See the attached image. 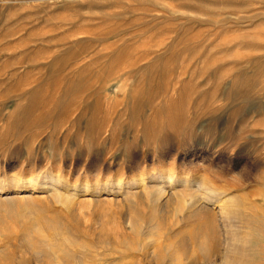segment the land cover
Here are the masks:
<instances>
[{"label": "rangeland", "instance_id": "obj_1", "mask_svg": "<svg viewBox=\"0 0 264 264\" xmlns=\"http://www.w3.org/2000/svg\"><path fill=\"white\" fill-rule=\"evenodd\" d=\"M0 200L27 264L54 213L70 264H264V0H0Z\"/></svg>", "mask_w": 264, "mask_h": 264}, {"label": "bare ground", "instance_id": "obj_2", "mask_svg": "<svg viewBox=\"0 0 264 264\" xmlns=\"http://www.w3.org/2000/svg\"><path fill=\"white\" fill-rule=\"evenodd\" d=\"M61 190L62 189L60 188V186L48 187L47 191L50 194L49 198L56 203L58 201H61L68 207L67 209H69L73 203V198L67 195H63L61 193ZM86 190H88V188ZM165 195V189L159 191V199H162ZM1 202L2 200H0V204ZM134 213L136 215L134 217V222L136 223L134 226L137 230V227L139 226V220L143 219V213L139 209L138 211H134ZM152 213V218L156 217V212L154 211ZM198 223L200 224V222ZM198 223L195 224L198 225ZM200 229V225L191 226V230H189L191 234V242L188 244L186 240V243H184V250L188 251L189 249H191V243H195L194 240H199V238L202 239L205 236L200 231ZM19 238H21V240L24 242V247H26L27 250L31 252V254L36 258L37 261H41L45 258L46 260L54 262L56 264H70L69 259H71L73 253L71 254L69 247L71 245L75 246L76 244L83 242V240L86 238V235L82 231L80 232L78 228H73L66 225L63 222L61 214L54 213L52 215V218L49 219L44 216H31L21 235L17 236V239ZM217 245L219 244H215V246L211 248L208 244H205V258L208 257V253L218 250ZM13 246L15 247L14 254L3 258L2 253H0V264H16L17 262L18 264H27L24 256L22 254L20 256L17 254V252L20 251H17L16 248L18 247L16 246L15 242ZM163 253L164 250L161 247H158L156 250L150 252V256L153 259H161L163 257ZM1 258L4 259V262L1 260ZM196 259L197 258L192 257L185 264H196Z\"/></svg>", "mask_w": 264, "mask_h": 264}]
</instances>
